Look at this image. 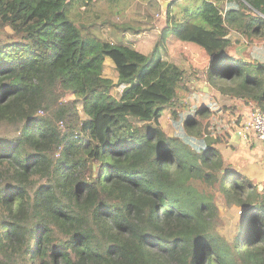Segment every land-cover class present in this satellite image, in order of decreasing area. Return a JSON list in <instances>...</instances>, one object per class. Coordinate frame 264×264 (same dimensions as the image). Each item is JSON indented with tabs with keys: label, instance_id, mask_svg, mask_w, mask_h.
<instances>
[{
	"label": "trees",
	"instance_id": "obj_1",
	"mask_svg": "<svg viewBox=\"0 0 264 264\" xmlns=\"http://www.w3.org/2000/svg\"><path fill=\"white\" fill-rule=\"evenodd\" d=\"M99 1L151 0H0V264H264V192L203 134L209 109L186 133L160 124L188 81L169 35L213 58L212 88L264 110V65L227 53L232 26L264 36V0H194L182 21L173 0L149 54L80 20ZM106 58L117 83L94 68ZM233 207L230 241L215 224Z\"/></svg>",
	"mask_w": 264,
	"mask_h": 264
},
{
	"label": "crops",
	"instance_id": "obj_2",
	"mask_svg": "<svg viewBox=\"0 0 264 264\" xmlns=\"http://www.w3.org/2000/svg\"><path fill=\"white\" fill-rule=\"evenodd\" d=\"M211 1L218 2V5L222 4L225 11L241 8L240 3H238L240 0ZM177 2L188 3L187 0ZM173 7H176V3ZM246 13L249 15L252 12L247 10ZM230 28L231 45L228 47L227 53L234 59L247 62L250 67L263 66L264 36L245 37L236 26ZM175 45L188 50L185 57L191 66L187 63L183 67L177 64L187 73V87L179 89L177 103L173 108H167L160 118L163 130L170 136L177 134H172V130L183 126L188 116H194L200 108L206 107V100L209 99V93L212 91L207 80V68L212 63L213 58L209 57L198 45L182 42L174 35H169L167 39L168 49ZM193 60L195 63L192 62ZM203 64H207L206 69L202 68ZM216 98L220 103V109L214 114H208L205 118L200 116L197 118L199 122L203 123V134L205 136L210 134L206 130L212 132L211 136L219 142L218 146L222 149L228 163L241 170L261 189L264 185V143L255 136L248 139L238 137L234 125L235 118L246 117L251 114V104L238 97L223 94L218 90H216Z\"/></svg>",
	"mask_w": 264,
	"mask_h": 264
},
{
	"label": "rangeland",
	"instance_id": "obj_3",
	"mask_svg": "<svg viewBox=\"0 0 264 264\" xmlns=\"http://www.w3.org/2000/svg\"><path fill=\"white\" fill-rule=\"evenodd\" d=\"M183 4L184 2H178L174 8L179 21L183 19L181 9L184 6L189 7L193 12L198 6L194 0ZM161 9V4L158 0H151L149 2L128 1L117 7H112L105 2L99 1L95 5L90 6L86 11L82 8L80 20L88 23L92 27V32L98 36L100 35L114 43H128L144 54H149L152 52L160 33H162L161 27L165 26L164 19L166 18L158 17ZM186 52L188 50L177 45L168 49L166 44L164 60L180 64L183 67L184 64H188V60L185 57ZM192 62L195 63L194 60ZM188 65L191 66L190 64ZM206 65L203 64L202 68L206 69ZM94 68L106 78H110L117 83L118 73L111 59L106 58L103 62L95 64ZM112 93L114 96L119 97L122 89L116 86ZM71 98L70 94L65 93L62 101ZM105 125V120L101 118L100 126L104 127ZM182 128L183 126L174 128L172 134H180V131L186 133ZM206 131L210 133V131ZM241 209L240 207H233L228 213H226V209H222L221 215L216 221L217 231L230 241H232L235 235L238 222L242 216Z\"/></svg>",
	"mask_w": 264,
	"mask_h": 264
},
{
	"label": "built area",
	"instance_id": "obj_4",
	"mask_svg": "<svg viewBox=\"0 0 264 264\" xmlns=\"http://www.w3.org/2000/svg\"><path fill=\"white\" fill-rule=\"evenodd\" d=\"M162 18V9L158 17ZM251 114L246 117L235 118V132L238 137L248 139L255 136L258 140L264 143V110L251 102ZM205 106L210 113L214 114L220 109V103L216 98V89L212 88L209 93V99L206 100ZM261 190L264 192V185Z\"/></svg>",
	"mask_w": 264,
	"mask_h": 264
},
{
	"label": "water",
	"instance_id": "obj_5",
	"mask_svg": "<svg viewBox=\"0 0 264 264\" xmlns=\"http://www.w3.org/2000/svg\"><path fill=\"white\" fill-rule=\"evenodd\" d=\"M161 4L162 8V18L166 17L167 10L171 4H173V0H158ZM262 188V187H261Z\"/></svg>",
	"mask_w": 264,
	"mask_h": 264
},
{
	"label": "clouds",
	"instance_id": "obj_6",
	"mask_svg": "<svg viewBox=\"0 0 264 264\" xmlns=\"http://www.w3.org/2000/svg\"><path fill=\"white\" fill-rule=\"evenodd\" d=\"M190 143H194V142H191V141H190Z\"/></svg>",
	"mask_w": 264,
	"mask_h": 264
}]
</instances>
